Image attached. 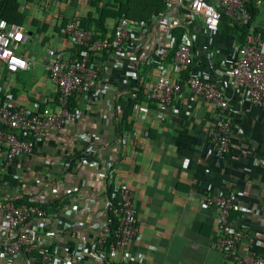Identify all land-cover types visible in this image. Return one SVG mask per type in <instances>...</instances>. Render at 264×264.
<instances>
[{"label":"crops","instance_id":"1","mask_svg":"<svg viewBox=\"0 0 264 264\" xmlns=\"http://www.w3.org/2000/svg\"><path fill=\"white\" fill-rule=\"evenodd\" d=\"M206 1L225 15L214 32L198 15L188 16L186 0L172 8L164 0H16L27 36L18 52L28 67L11 73L0 63V104L31 112L55 96L43 68L46 48L65 57L74 54L62 33L68 20L93 29L97 11L105 7L121 9L141 26L130 31L119 51L92 56L96 83L74 94L71 119L32 139L29 153L0 157V242L9 203L37 193L46 210L40 220L25 224L33 239L13 264H81L97 232L107 231L104 189L118 186L132 191L138 221L135 237L121 251L127 264H231L213 247L218 211L202 201L204 193L218 191L235 196L239 208L230 214L233 225L246 230L250 251L264 256V108L250 103L231 76L235 48L244 39H239L243 10ZM87 15L90 20L84 21ZM116 21L104 18L106 36ZM250 30L264 40V0ZM182 33L192 62L177 72L172 53ZM189 73L226 98L231 123L222 158L209 143L214 121L209 102L184 85L164 110L148 96L158 76L180 81ZM44 250L49 260L42 259Z\"/></svg>","mask_w":264,"mask_h":264},{"label":"built area","instance_id":"2","mask_svg":"<svg viewBox=\"0 0 264 264\" xmlns=\"http://www.w3.org/2000/svg\"><path fill=\"white\" fill-rule=\"evenodd\" d=\"M180 0H165L166 7L178 5ZM244 0H219L224 8L242 10ZM262 0H253L255 7ZM188 16L198 15L207 31L217 30L219 10L216 5L206 0H186ZM141 26V22L121 17L109 36L91 40V28H82L78 19L68 20L62 27V33L68 38L72 47L78 46L76 52L65 57L52 48H46L43 68L50 83L54 86L55 96L50 105L31 112L23 106H11L7 102L0 104V157L10 160L17 154L29 153L32 139L41 137L50 129L57 128L72 118L73 108L69 106V97L91 90L96 83L97 68L92 56L103 49L119 51L122 41L128 38L130 31ZM26 33L20 26L8 23L0 18V63L6 71L14 73L28 67V61L18 52L20 45L26 40ZM172 60L177 72L186 71L192 62L190 46L184 33L173 50ZM233 84L241 88L247 100L264 108V40L252 30L248 31L243 41L235 48V56L231 65ZM184 85L192 95L201 97L214 107L213 127L209 134V143L215 157L222 158L228 152V131L231 115L222 91L212 83L202 79L198 74H186L178 81L161 75L148 87V96L159 110H164L172 98ZM105 191V189H104ZM103 189L101 190L104 193ZM116 205L106 198L105 208L116 216V226L112 230V240L107 241V231L97 232L90 255L81 264H127L121 251L135 237L138 221L135 216L132 191L125 186H118ZM38 194L27 196L30 204L9 203L4 210L6 229L0 242V253L3 264H13L16 257L28 248L33 239L25 230L28 221H38L45 212L37 205ZM112 198V197H111ZM203 204L218 211L216 237L213 247L231 264H264V256L250 251L251 238L244 228L233 225L231 212L238 210L235 196L231 193L206 192ZM247 238V243L242 240ZM23 257V256H22ZM49 260L46 250L41 255ZM25 262L27 257H24Z\"/></svg>","mask_w":264,"mask_h":264},{"label":"trees","instance_id":"3","mask_svg":"<svg viewBox=\"0 0 264 264\" xmlns=\"http://www.w3.org/2000/svg\"><path fill=\"white\" fill-rule=\"evenodd\" d=\"M242 8H243L242 9L243 10V16L239 19V22H240V24H239V29H240L239 39H240V41L247 34L248 29L251 25V22H252L255 14H256V7L253 5V0H244ZM219 14H220V17H219V22H220L221 17H225V15L221 11H219ZM107 16L117 17V20L121 17L130 18L126 14H124L121 9H118L116 11L107 10L105 7L99 9L97 11L96 18L94 19V27H93L94 30L92 29L93 33L91 35V40L103 39V38L107 37L105 35V29L102 25L104 18ZM0 18L4 19L8 23H13V24H16L18 26L22 23L23 14L18 10V5H17L16 0H0ZM130 19L138 20V19H134V18H130ZM89 20H90V16L87 15L84 18V21H89ZM79 25L82 28H87V26H85V24L81 23L80 21H79ZM254 30H258V29H254ZM179 36H180V34L177 37L175 47L178 43ZM76 49H78V46H75L73 48L74 53L76 52ZM103 50L108 51L111 49H103ZM73 98H74V95L69 97V106L72 108L74 106ZM125 115H126V113L122 115L121 121L125 120ZM123 127H127V125H123ZM120 128H121V125H120ZM105 190H106V195H107L108 199L111 201V204L113 206H115L116 205V197H115L116 191H115V189L108 187ZM13 203H14V205H18L20 203L30 204L32 202H29L27 197L23 196L22 198L20 197V198L16 199L15 201H13ZM33 204L37 205L44 212L46 211L45 206L40 204L39 202L33 203ZM107 217H108L107 241L109 242L112 240V230L116 226L117 219H116V216L114 215V213H112V211H110V210H107Z\"/></svg>","mask_w":264,"mask_h":264}]
</instances>
